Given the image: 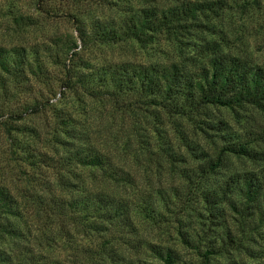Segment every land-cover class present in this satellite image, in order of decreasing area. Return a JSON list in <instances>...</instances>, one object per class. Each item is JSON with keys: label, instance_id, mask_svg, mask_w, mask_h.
<instances>
[{"label": "rangeland", "instance_id": "1", "mask_svg": "<svg viewBox=\"0 0 264 264\" xmlns=\"http://www.w3.org/2000/svg\"><path fill=\"white\" fill-rule=\"evenodd\" d=\"M222 1L224 7L218 16L206 14L210 26L207 30L200 27L204 30L201 32L219 40L225 51L264 65V0ZM153 2L0 0V44H21L26 48L34 45L40 55L46 47L52 52L57 39L72 37L76 44L68 53L61 52L58 59L44 56L42 78L29 76L25 86L10 83L7 92H0V185L15 197L20 209L18 217L9 218L18 228L17 235L0 233V248L10 251L15 261L30 253L34 256L40 253L56 257L64 264L76 257L83 262L79 252L89 246L94 248L103 239L114 246L117 255L156 264L160 262L150 255L145 241L173 247L188 264H264L261 203L239 211L238 195L233 194L238 210L222 201L219 209L210 213L190 183L205 182L200 177L203 173L194 169L195 151L201 148L214 155L221 144L211 129H200V120L207 116L224 119L228 132L237 134L257 151L253 157L222 155L221 165L209 179H219L232 170H257L264 166V116L255 107L208 106L203 108L205 115L184 116L167 111L151 97L136 92L97 95L98 92L86 93L77 83L70 88L63 86L68 69L81 60L93 65L122 61L136 64L177 61L190 65L191 60L184 55L196 54L195 46L194 51L188 48L192 47L191 42L173 43L162 37L147 43L132 39L85 42L76 37L75 17L78 21H87L94 15L111 17L121 14L126 5ZM18 15L22 19L14 20ZM197 58L198 55L192 57ZM32 106L36 109H31ZM57 109L63 112L58 113ZM57 114L71 117L68 122L77 135L71 140L74 145L82 143L99 149L127 173L129 182H120L118 189L134 194L160 191L172 195L162 209L160 221L152 223L136 217L130 232L110 226L107 233L95 235L79 230L68 220L54 221L44 216L36 197H45L47 201L51 194L65 191L64 185L56 183L62 168L53 169L48 157L58 156L66 147L55 137L65 139L64 142L69 139L58 132ZM73 171L89 180L87 169L76 165ZM73 177L71 181L76 182ZM178 230L191 235V244L182 242ZM96 261L98 258L92 264H101ZM75 263L78 262L72 264ZM105 264L114 263L105 261Z\"/></svg>", "mask_w": 264, "mask_h": 264}, {"label": "trees", "instance_id": "2", "mask_svg": "<svg viewBox=\"0 0 264 264\" xmlns=\"http://www.w3.org/2000/svg\"><path fill=\"white\" fill-rule=\"evenodd\" d=\"M153 1L126 5L127 8L121 14L111 17L94 15L87 21H78V17H75L76 37L85 42L132 39L139 43H147L158 37L171 40L173 43L191 42L192 47L188 48L194 51L195 46L196 54L184 55L185 59L191 60L190 65L177 61L166 64L159 62L136 64L122 61L93 65L81 60L68 69L63 86L70 88L71 84L77 83L86 93L98 92L97 95L136 92L151 97L154 103L177 115H205L203 108L208 106L233 109L250 105L264 116V65L225 51L221 48L222 43L219 40L205 37L201 32L204 30L200 27L207 30L210 26L206 14L218 16L224 7L223 1L165 0L161 3ZM19 19H22L21 15L14 17L16 21ZM75 46L72 37L57 39L52 52L50 47H46L45 53L40 55L34 45L26 48L21 44L8 46L0 44V92H7L10 83L13 86L17 83L25 86L29 76L42 78L45 69L44 56L55 60L59 58L61 52L66 54ZM197 55V59H192ZM31 109L35 110L36 106H32ZM57 111L63 112L60 109ZM69 120H71L69 114L56 115L55 124L59 128L58 132H63L69 139L64 142L65 139L55 137L66 147L58 156L51 158L48 155L49 165L53 169L62 168V173L57 175L56 183L57 186L64 185L65 191L51 194L47 201L45 197L41 199L36 197L37 206H41L44 216L52 217L54 221L68 220L79 230H87L95 235L107 233L110 226L123 227L124 231L130 232L134 228L133 221L136 217L152 223L160 221L162 209L167 207L172 195L160 191H155L154 194L148 192L134 194L118 189L120 182L121 184L129 182L130 177H127V173L111 162L99 149L82 143L74 145L71 140L77 135ZM200 123V129H211L221 144L214 151V155H209L201 148L195 153L191 152L196 154L197 159L194 169L203 173L200 177L205 180L204 185L199 181L198 185L196 181L190 182L192 188L195 187L193 190L210 208V213L214 208L218 210V204L222 201L238 210L233 197V194H237V200L240 202L239 211L260 202L262 207L260 210L264 214V166L257 170H232L219 179L213 181L209 179V175L221 165L222 155L253 157L257 151H253L237 134L228 132V123L224 119H210L207 116V119L203 118ZM76 165L87 169L86 174L90 181H85L79 173H74ZM73 175H75L73 179L77 178L76 182L71 181ZM19 212L15 197L5 186L0 185V233L17 235L18 228L9 218L18 217ZM177 232L182 242L191 244L190 234L184 235L179 230ZM144 246L160 264H188L171 246L146 241ZM117 252L114 246L111 247L102 239L97 241L94 248L89 246L88 249L79 252V256L84 258L83 262L76 257L69 264L76 261L77 264L89 262L92 264L94 258H98L96 262L101 264H105V261H113L114 264H156L143 258L123 257L117 255ZM203 254L206 255V250ZM39 257L41 262L38 261ZM0 264L64 263L56 257H47L40 253L35 256L30 253L24 259L15 261L10 251L0 248Z\"/></svg>", "mask_w": 264, "mask_h": 264}]
</instances>
